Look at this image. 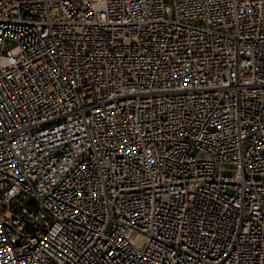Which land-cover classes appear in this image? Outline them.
<instances>
[{
	"label": "built area",
	"instance_id": "2783aa9c",
	"mask_svg": "<svg viewBox=\"0 0 264 264\" xmlns=\"http://www.w3.org/2000/svg\"><path fill=\"white\" fill-rule=\"evenodd\" d=\"M0 264H264V0H0Z\"/></svg>",
	"mask_w": 264,
	"mask_h": 264
}]
</instances>
